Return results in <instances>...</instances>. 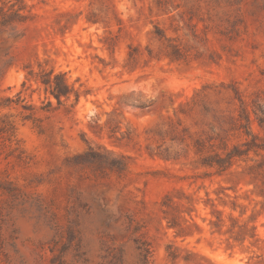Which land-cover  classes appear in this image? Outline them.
Returning a JSON list of instances; mask_svg holds the SVG:
<instances>
[{"label":"rangeland","instance_id":"obj_1","mask_svg":"<svg viewBox=\"0 0 264 264\" xmlns=\"http://www.w3.org/2000/svg\"><path fill=\"white\" fill-rule=\"evenodd\" d=\"M24 3L36 16L16 35L0 29V101L13 99L0 106V116L16 127L12 142L0 133V264H57L63 245L62 264H99L109 247L135 264L139 234L152 243L151 264H188L167 257L170 242L204 256L202 264H264V152H250L223 172L200 163L211 137L229 147L250 139L235 125L241 107L264 140L258 124L264 121V0ZM110 35L108 48L103 40ZM43 61L80 92L76 103L71 96L58 105L27 78ZM23 104L33 108L29 119H21ZM169 121L178 124L183 144L160 138ZM198 140L202 153H195ZM88 145L128 156L124 176L96 178L68 167L65 159ZM173 188L196 202L198 228L185 237H174L158 211ZM208 198L253 224L257 241L229 239V247L228 235L203 221ZM68 227L76 236L70 246ZM77 246L85 261L75 256Z\"/></svg>","mask_w":264,"mask_h":264},{"label":"trees","instance_id":"obj_2","mask_svg":"<svg viewBox=\"0 0 264 264\" xmlns=\"http://www.w3.org/2000/svg\"><path fill=\"white\" fill-rule=\"evenodd\" d=\"M35 16L34 13L26 9L24 0H0V29H5L10 35L19 33L20 27L24 26L28 21H31ZM87 21L91 23L97 22L94 18L89 17H87ZM22 30H24V28ZM113 41L114 36L110 35L104 37L103 43L109 48L114 44ZM133 54L134 53L129 52V58H133ZM37 67V71H34L32 68L28 70L26 73L27 78H32L35 82L39 83L46 94L56 99L58 105L62 104L63 101L69 100L71 96H73L75 103L78 101L80 92L68 83L64 72H55L52 67L47 66V61L38 62ZM238 99L243 103L241 98ZM12 101L13 99L9 97L2 98L0 106H8ZM17 101H20L19 96L15 103ZM50 105L51 101L47 100L44 107H49ZM22 108L21 119L25 120L31 118L33 115V108L26 104H23ZM250 123L249 112L244 107H241L235 125L237 129L240 130V135L243 134L246 137L250 136L249 140L231 144V147H229L228 141L224 139H219L217 141L215 138L211 137L207 140V145L202 144V142L198 140V146H194L196 149L195 153H202L205 149L204 145L209 149V153L201 157V165L209 168H216L217 172H223L242 156L248 159L250 152H253L255 155H260V153L264 152V140L261 139L259 135L252 132ZM258 124L260 127H263L264 121L259 118ZM15 129L14 120L10 119L7 114L0 116V133L5 136L6 140L10 142L13 141ZM159 131L158 134L163 141L167 139L165 138L166 136H170L168 138L169 140L177 144L184 143L183 137H180L178 133V124L173 121L164 124L159 128ZM13 150H16V148H13ZM165 150L167 151V149ZM159 155L165 159H169L168 155ZM65 163L68 167L85 168L96 178L104 176L107 172L117 177H122L129 167L128 156L114 154L105 148L93 147L90 145L82 152L67 157ZM195 205L196 202H194L193 197L182 188H173L161 197L158 203V211L162 213V219L166 221V228L173 231L174 237L188 236L190 227L195 226L198 228V225L192 217V213L196 211ZM207 205L210 207L209 218H203V221L207 220L212 232H217L221 235L227 234L226 240L229 247L232 246V244L229 243V239L243 242L247 238H251L257 241L258 238L253 224L249 225L248 222H240L238 218L231 213L225 214L224 210L218 209L209 198L208 201L205 202V206ZM226 219L229 221V225H226ZM67 221L70 222L69 218H67ZM128 228L132 229L133 233L137 232L136 224L132 218L128 220ZM75 237L74 230L68 227L67 240L64 244H69L68 246H70L71 241ZM133 242L136 251L135 264H151L153 253L152 243L144 238L142 234L135 236ZM65 246L66 245H63L59 254L54 257V260L58 261L57 264L63 263L61 261V252L65 249ZM52 249L53 248H50L51 251ZM75 249V256L85 261L84 252H81L78 246ZM165 253L172 261L182 260L188 264H202V261L207 260L198 252L181 248L173 242L166 245ZM99 264H125L123 261V250L116 247L106 248Z\"/></svg>","mask_w":264,"mask_h":264}]
</instances>
